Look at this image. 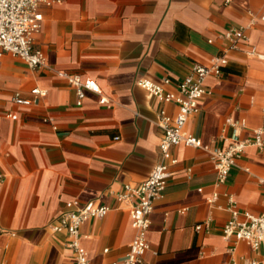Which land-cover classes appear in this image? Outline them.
I'll use <instances>...</instances> for the list:
<instances>
[{"label":"crops","instance_id":"0c3cea01","mask_svg":"<svg viewBox=\"0 0 264 264\" xmlns=\"http://www.w3.org/2000/svg\"><path fill=\"white\" fill-rule=\"evenodd\" d=\"M39 10L34 45L47 66L31 68L10 53L0 59V264H71L67 232L51 228L66 201L109 207L80 226L91 264L123 257L134 229L116 193L144 180L157 160L158 109L177 110L136 80L169 77L165 88L175 91L193 63L223 52L229 26L242 27L248 40L226 49L221 75L207 76L185 124L205 147L173 146L177 161L136 264H242L247 257L264 264V242L253 249L222 231L232 215L227 193L238 218L264 216V143L247 145L223 183L208 151L225 148L224 137L253 139L260 130L264 138V0H61ZM252 45L256 52H247ZM63 69L94 78L110 104L86 91L77 105L57 72ZM35 86L46 91L36 102L11 100L13 90L32 96Z\"/></svg>","mask_w":264,"mask_h":264},{"label":"built area","instance_id":"2783aa9c","mask_svg":"<svg viewBox=\"0 0 264 264\" xmlns=\"http://www.w3.org/2000/svg\"><path fill=\"white\" fill-rule=\"evenodd\" d=\"M60 1L0 0V59L3 54L10 53L22 59L31 68L47 66L43 51L34 45L35 36L41 29L43 18L39 7L41 5L50 6ZM261 18L264 19V13ZM222 34L228 41L223 52L212 55L208 64L193 63L189 72L177 80L175 91L165 88V84L170 81L169 77H163L162 82H154L145 77L136 80L138 86L147 90L162 103L173 101L177 105V110L174 115H171L163 106L158 109L156 122L161 128V137L158 142L157 160L144 180L135 185L126 184L123 191L116 193L119 203L128 204V213L134 233L123 257L103 264H136L141 260L142 254L149 246L146 232L150 224L154 201L162 195L166 179L171 173L170 165L177 161L172 154L173 146L182 142L187 145L205 147L199 137L186 130L185 124L188 116L198 110L199 101L206 92L205 80L207 76L210 74L221 75L228 61L225 56L226 49L236 47L239 42L248 40L242 27L229 26ZM247 52L255 53V46L252 45ZM258 56L264 58V53H258ZM57 72L73 86L77 105L82 103L86 91L97 93L99 103L110 104L109 98L102 92L94 78L64 69ZM45 92V89L35 86L31 89L32 96H24L19 90H13L10 97L15 103L28 105L36 102L38 97L44 95ZM8 115L12 114L8 113ZM45 119H49V117H45ZM117 137L115 136V138ZM224 139L227 140L225 148L208 150L216 170L217 183H223L226 180L230 168L236 163V159L247 145H262L264 143L260 130L255 131L253 139H237L236 137H224ZM3 176V173L0 172V184L3 181ZM215 195L216 192L212 193L207 197V201L212 202ZM227 196L228 208L232 215L223 225V233L227 236L233 234L236 238L244 240L251 248L258 249L264 242V216L246 212L244 218H238L236 201L231 194L227 193ZM108 209L107 205L94 204L92 201L81 205L75 201L65 202V208L57 215L51 228L55 231L65 230L67 232L68 245L74 252L71 264H91L87 250L80 242V226L84 220L90 217L104 216ZM196 227L199 228L200 225L197 224ZM242 264L260 263L256 258L247 257Z\"/></svg>","mask_w":264,"mask_h":264}]
</instances>
